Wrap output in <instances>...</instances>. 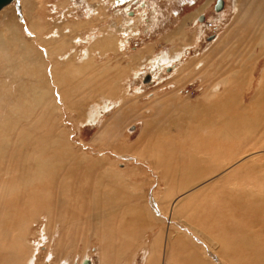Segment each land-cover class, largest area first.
<instances>
[{
  "label": "rangeland",
  "instance_id": "1",
  "mask_svg": "<svg viewBox=\"0 0 264 264\" xmlns=\"http://www.w3.org/2000/svg\"><path fill=\"white\" fill-rule=\"evenodd\" d=\"M223 1L136 0L144 23L123 52L109 0L0 10V264H264L263 31L243 27L248 0ZM180 48L183 69L149 72ZM108 82L127 103L85 121Z\"/></svg>",
  "mask_w": 264,
  "mask_h": 264
},
{
  "label": "bare ground",
  "instance_id": "2",
  "mask_svg": "<svg viewBox=\"0 0 264 264\" xmlns=\"http://www.w3.org/2000/svg\"><path fill=\"white\" fill-rule=\"evenodd\" d=\"M135 2H136V0H109L110 7H116V8L117 7H123L121 10L119 9V11L113 12L114 17L115 18H122V16L125 17V20L119 26L116 25V28H115L117 30L118 34H124V36L119 35L120 38L116 40V45L114 46L116 51L119 50L120 52H123V50L126 48V45H128V43L130 42L129 39H134V37L138 36V32L140 31L139 27L142 26V24L144 23L143 15L139 14L137 16L136 15L134 16V14L131 13L128 9ZM8 5H6V6H8ZM6 6H4L3 8H5ZM208 6L209 5H205L203 7V9L201 11H199L198 13L204 12L208 8ZM242 11H243V17L240 14L238 18L242 17L243 27H245L247 24H249L250 26L252 24L253 28H251V30L254 34H261V33H259L258 29L262 30L263 34H264V29H263V26H264V0H248V4H246V6L242 9ZM244 13H245V15H244ZM22 16H23V13H22ZM112 18H113V15H112ZM119 21H122V20H119ZM119 21H117V23H119ZM117 27H119V28H117ZM79 28H80V23H74L73 26L71 27V35H70L71 40H72L71 47H75V43L72 39L75 36V35H73V33H76L78 35V37L80 38ZM8 29L10 32H14L13 27L9 26ZM263 34H261V35L264 39ZM183 36H185L183 33H176L173 35L172 39L183 38ZM65 47H66V45L63 44V41H61V44L59 45V51H61ZM98 47L100 50H102V48L100 47V44L98 45ZM180 50H181V48L179 50H177V49H173L171 51L169 50L168 52H165V54H163L162 56L157 55L158 57H153V58L147 59L146 60V62L148 64L147 69L150 70L149 71L150 73H153V75H156L154 73L162 72L165 67L167 68V67L173 66L174 70H176L175 69L176 68V64H175L176 62H178L179 66L181 65L179 68L183 69L182 64H180V63H182L183 57L185 55V51L184 50L180 51ZM72 53H74V55L75 54L81 55V54H83V50L79 51V50L74 49L72 51ZM145 53H146V51L140 52L138 54L139 58L146 55ZM77 55H75V56L77 57ZM71 56H70V59L72 60ZM74 59L75 58H73V60ZM81 59H82V62H81L82 64L79 66L81 69H83L84 67L91 68L92 61L88 62L90 60V57L88 55H86L85 58L81 57ZM226 59H229V57L226 56ZM201 60L202 59L196 61V63H198V65H199V63L203 64V61H204V63H207L208 61L212 62L215 60V58L212 55H210V56H205L203 58V60L202 61ZM93 66H95V65H93ZM144 67H145V65H139V70H137V71L133 70L132 71L133 74L135 73V78H137L140 75V73L142 72ZM196 68H198V67L196 66ZM195 69H192V72ZM183 73L184 72H181L175 79H173V82L178 83L179 79H181V77L184 75ZM224 76H226V75H224V72H222L220 74L219 79L217 78V75H216V79H217L216 89H218L220 86H224V84H226V82L223 80ZM112 83H114V84H112ZM112 83L108 82L106 85L103 86V89L98 88L99 91H97L98 94H96V95H99L101 97V104H98V108L95 107V105L92 106V109L89 111L88 115L85 116V121H88L90 123H95L96 121H99V118H100V116H102L103 113L111 111L114 107H117V106L119 107L121 104L127 103V102H124L127 98H124L123 96H120L117 98L115 96L117 93V90H118L117 89L118 85L116 86L115 82H112ZM226 92L227 91L225 90L224 93H226ZM94 98H97V97H94ZM31 99H32V101H35L36 97L33 96V98H31ZM177 105H178L177 108L179 110H181L182 107L180 106V104L177 103ZM164 211H168V213H170V216H171L170 220L181 221L180 216L177 217L178 215H176L177 207L175 205L171 208V210H169V208H168V209H163V212ZM160 213L161 212H159V214ZM149 214H152L151 210H149ZM131 219H132V222H136V219L139 220L138 217H135L134 219L131 218ZM152 223L155 227H161V225H162L161 221H159L155 218L153 219ZM3 226L4 225H1V227H3ZM188 228L190 231L193 232V229L191 226H188ZM178 229L179 228L177 226H174V227L170 226L168 231H167V234H166L165 229L162 226L161 233L164 237L167 238V241L169 242V244H171L172 242L178 243L179 241L184 239L186 242H189L191 245H194L190 241H188V240H190L187 238L188 232L183 233V232H180ZM194 230L197 231L195 228H194ZM172 235H174V238L172 237ZM171 238H173L175 240H171ZM155 246H156V243H154L153 247H155ZM88 258L89 257L87 255H83L78 259L77 263L82 264L83 261L85 259L88 260ZM29 259H30V260H28L29 263H32L33 262L32 257H30ZM112 259H113L112 255L109 254L104 259L102 264H105L107 261H111Z\"/></svg>",
  "mask_w": 264,
  "mask_h": 264
},
{
  "label": "water",
  "instance_id": "3",
  "mask_svg": "<svg viewBox=\"0 0 264 264\" xmlns=\"http://www.w3.org/2000/svg\"><path fill=\"white\" fill-rule=\"evenodd\" d=\"M15 0H0V10L4 7V6H6V5H8V4H10V3H12V2H14ZM223 7V1L222 0H218L217 1V7L215 8V10L216 11H220V9ZM203 17H200V20L202 19ZM82 264H90L89 263V261L87 260V259H85L84 261H83V263Z\"/></svg>",
  "mask_w": 264,
  "mask_h": 264
},
{
  "label": "flooded vegetation",
  "instance_id": "4",
  "mask_svg": "<svg viewBox=\"0 0 264 264\" xmlns=\"http://www.w3.org/2000/svg\"><path fill=\"white\" fill-rule=\"evenodd\" d=\"M217 1L218 0H216V2H215V6H214V10H215V8L217 7ZM223 1V0H222ZM224 2V1H223ZM150 77V76H149ZM89 263H90V260H89Z\"/></svg>",
  "mask_w": 264,
  "mask_h": 264
}]
</instances>
